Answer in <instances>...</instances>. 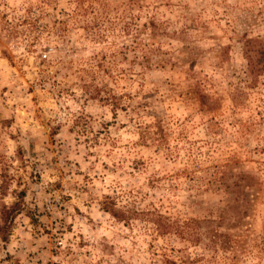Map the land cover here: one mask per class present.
<instances>
[{
	"label": "rangeland",
	"instance_id": "374dc122",
	"mask_svg": "<svg viewBox=\"0 0 264 264\" xmlns=\"http://www.w3.org/2000/svg\"><path fill=\"white\" fill-rule=\"evenodd\" d=\"M252 38L264 0H0V264H264Z\"/></svg>",
	"mask_w": 264,
	"mask_h": 264
},
{
	"label": "trees",
	"instance_id": "16d2710c",
	"mask_svg": "<svg viewBox=\"0 0 264 264\" xmlns=\"http://www.w3.org/2000/svg\"><path fill=\"white\" fill-rule=\"evenodd\" d=\"M243 55L246 60L247 70L250 76L254 78L261 72L264 52V41L257 38L247 39L243 45ZM18 199L13 201L9 205H5L0 201V241L6 242L8 235L10 234L11 224L14 217L22 210V197L23 192H18ZM104 210L108 211L114 218L119 221H126L131 216L126 211L119 208H115L112 204L103 206ZM150 221L153 223L155 230L158 234L177 233L178 235H184V230L171 222L167 217L162 216L158 213H150ZM189 239L196 241L198 236H189Z\"/></svg>",
	"mask_w": 264,
	"mask_h": 264
}]
</instances>
